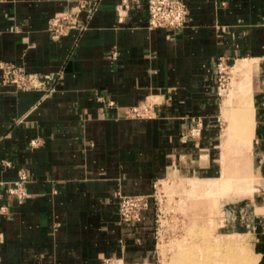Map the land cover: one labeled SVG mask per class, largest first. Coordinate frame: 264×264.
Listing matches in <instances>:
<instances>
[{
  "label": "crops",
  "instance_id": "0c3cea01",
  "mask_svg": "<svg viewBox=\"0 0 264 264\" xmlns=\"http://www.w3.org/2000/svg\"><path fill=\"white\" fill-rule=\"evenodd\" d=\"M148 1L0 0V62L59 75L46 95L4 85L0 70V264H155V208L126 223L119 195L235 164L243 143L238 132L224 143L222 57L232 89L246 77L236 67L253 66L245 151L264 180V0H185L179 31L149 28ZM82 3L96 7L87 28L53 39L51 19ZM143 105L148 118L127 115ZM20 172L22 203L6 190Z\"/></svg>",
  "mask_w": 264,
  "mask_h": 264
},
{
  "label": "rangeland",
  "instance_id": "374dc122",
  "mask_svg": "<svg viewBox=\"0 0 264 264\" xmlns=\"http://www.w3.org/2000/svg\"><path fill=\"white\" fill-rule=\"evenodd\" d=\"M241 63L245 68L252 66ZM239 66L235 74L246 77L234 80L232 89L229 68L222 86L227 91L220 95L228 120L224 127L229 122L224 143L236 140L237 136H233L236 132L243 143L242 150L230 154L235 162L233 166L226 164L224 157L225 168L232 169L229 175L233 185L218 190L219 183L227 176L225 168L219 179L169 180L157 184L154 188L157 200L152 201L159 215L155 264H264V180L247 161L250 153L245 151L251 143L253 126L248 117L253 93L244 94L239 87H244V83L253 90V72L240 70ZM149 109V105H143L140 115L129 114V117L148 118ZM234 113L238 118H234Z\"/></svg>",
  "mask_w": 264,
  "mask_h": 264
},
{
  "label": "built area",
  "instance_id": "2783aa9c",
  "mask_svg": "<svg viewBox=\"0 0 264 264\" xmlns=\"http://www.w3.org/2000/svg\"><path fill=\"white\" fill-rule=\"evenodd\" d=\"M86 10L85 22L80 17L81 11ZM96 10L95 5L88 6L82 3L80 9L75 13L54 17L51 19L49 29L53 39H59L67 35L73 29L84 31L87 28V22L93 16ZM149 28L168 29L179 31L186 26L188 21L189 9L185 0H149L148 1ZM231 69L228 59L222 57L217 63V81L219 95H222V86L226 80L228 69ZM3 84L14 86L20 91H43L46 95L51 94L55 89V84L59 75L56 74H36L29 73L23 65L12 62H0ZM231 79V78H230ZM140 115V108H132L127 115ZM27 175L20 172L17 181L12 182L6 190L11 196H14L20 203L27 198L25 183ZM7 184L0 183V188ZM155 185V189H156ZM1 190V189H0ZM155 192V191H154ZM157 200L156 192L150 195H119V215L121 219L129 224L138 223L142 220L143 213L148 210L152 201ZM159 219V215L157 214ZM158 238V231H157ZM120 264L118 260L108 259L105 264Z\"/></svg>",
  "mask_w": 264,
  "mask_h": 264
},
{
  "label": "bare ground",
  "instance_id": "6f19581e",
  "mask_svg": "<svg viewBox=\"0 0 264 264\" xmlns=\"http://www.w3.org/2000/svg\"><path fill=\"white\" fill-rule=\"evenodd\" d=\"M240 66V70H244V71H249V72H253V66H247V68H245V66H244V64L243 63H240L239 64ZM241 85V84H240ZM244 87H242V86H239L240 88H243V92H244V94H248V93H254V91L253 90H251V89H249L248 88V86H247V84L246 85H244V83L242 84ZM239 88V89H240ZM252 89H253V87H252ZM241 90V89H240ZM246 91V92H245ZM226 169V171H227V176L219 183V185H218V190L219 191H222V190H227L228 188H229V186L230 185H233V184H231L232 183V181H233V179H232V177L229 175V173L231 174L232 172H230V171H232V169H231V167H227V168H225ZM226 173V172H225ZM215 193V192H214ZM213 193V194H214ZM218 193H216L215 194V196L217 195ZM211 197V196H210Z\"/></svg>",
  "mask_w": 264,
  "mask_h": 264
}]
</instances>
